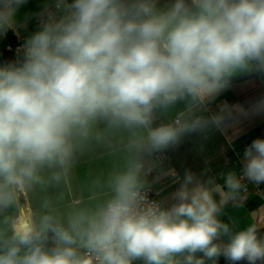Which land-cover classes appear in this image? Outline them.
I'll return each mask as SVG.
<instances>
[{
    "label": "clouds",
    "instance_id": "clouds-1",
    "mask_svg": "<svg viewBox=\"0 0 264 264\" xmlns=\"http://www.w3.org/2000/svg\"><path fill=\"white\" fill-rule=\"evenodd\" d=\"M26 2L0 0V32ZM55 7L62 14H49L22 58L0 66V216L37 186L63 182L93 145L121 162L94 207L61 213L46 200L38 219L3 216L0 264H217L221 255L229 264H264V219L238 231L220 219L224 206L243 199L245 178L264 183V139L245 148L242 176L229 172L227 191L186 172L169 207L142 192L148 158L205 127L155 124L157 112L179 103L191 110L237 73H264V0H56Z\"/></svg>",
    "mask_w": 264,
    "mask_h": 264
},
{
    "label": "crops",
    "instance_id": "crops-1",
    "mask_svg": "<svg viewBox=\"0 0 264 264\" xmlns=\"http://www.w3.org/2000/svg\"><path fill=\"white\" fill-rule=\"evenodd\" d=\"M167 2L169 0H160V5ZM54 3L56 0H27L18 8L13 26L0 32V66L16 62L17 57L6 34L10 32L16 38H30L42 26L36 16ZM57 13L56 18H59L62 13L58 10ZM43 16L46 22L48 16ZM261 100H264V73L240 72L215 97L195 105L191 110L184 103H179L166 113L157 112L163 121L178 117L180 120L201 121L205 124L201 130L184 135L181 143L172 149L175 171L166 166H157L153 156L148 158L146 167L153 169L149 184L167 207L174 202L172 194L180 187L186 172L193 173L201 182L211 179L227 191V174L236 173L239 168L234 163V151L242 156L244 163V151L248 146L246 140L257 130H264V110H255L257 102ZM217 119L220 123L215 122ZM184 142L190 144L197 161L188 157L187 150L183 148ZM120 162L119 153L109 154L106 148L93 145L78 154L63 182L46 188L37 186L21 197L18 207L8 209L3 216L19 215L38 219L46 200L61 213L73 206L94 207L109 194L105 183L106 174ZM214 195L215 199H220L218 194ZM241 195L243 199L224 206L220 217L232 226L233 231L264 219L262 198L255 192ZM3 216H0V220ZM222 240L226 242L227 237H222Z\"/></svg>",
    "mask_w": 264,
    "mask_h": 264
},
{
    "label": "built area",
    "instance_id": "built-area-1",
    "mask_svg": "<svg viewBox=\"0 0 264 264\" xmlns=\"http://www.w3.org/2000/svg\"><path fill=\"white\" fill-rule=\"evenodd\" d=\"M54 3L53 5H51L50 7L46 8L44 11L40 12L37 16H36V20L38 21V23L40 25H42L44 23V16H49V14H54L56 17H58V13H57V9L55 7ZM27 39L23 38V37H17V41L19 42V45L17 47H15L16 49V61H18L19 59L22 58V47L25 43ZM257 73V72H255ZM173 120H180L178 117H176ZM172 121V120H170ZM170 121H163V119L157 114V119L154 122L155 124H160V123H167ZM182 141V138L180 140V142L177 144L179 145ZM177 145L174 146H170L168 149L164 150L163 152H159V153H155L153 155L154 160L156 161V165L159 167H168L169 169L174 170V164H173V156H172V149L174 147H176ZM235 163L238 164L239 166V170L236 173L238 177L242 176V169H243V161H242V156L235 152ZM148 169V171L146 172L145 176H144V187L142 189V192L146 195L147 200L149 202H156L159 203L162 207H167L166 204L163 202V200L161 199V197L158 195V193L152 188V186L149 184V179L151 177V175L153 174V169L146 167ZM242 183L244 185H246V190H242L241 194L243 193H248V192H255L257 193L263 200L264 202V183H260V184H255L252 183L250 181H248L246 178L242 181ZM258 235L264 237V227L262 228H258Z\"/></svg>",
    "mask_w": 264,
    "mask_h": 264
},
{
    "label": "rangeland",
    "instance_id": "rangeland-1",
    "mask_svg": "<svg viewBox=\"0 0 264 264\" xmlns=\"http://www.w3.org/2000/svg\"><path fill=\"white\" fill-rule=\"evenodd\" d=\"M13 36H14V35H13L12 33L8 32V33L6 34L5 37L9 40L10 37H13ZM12 47H13V46H12ZM13 48H14V50H16L15 47H13ZM257 138H262V139H264V130H261V129H260V130H257L253 135L250 136L249 139L246 140L245 143H246L247 145H250L251 142H252L253 140L257 139ZM183 148H185V149L187 150L188 157H189L190 159H192L193 161H197L196 155H195V153L192 151V149H191V147H190V144H189L188 142H184V144H183ZM235 152H236V151H234V156H235ZM237 153H238V152H237ZM235 159H236V156H235ZM234 163H235V160H234ZM235 164H236V163H235ZM237 166H238V165H237ZM238 170H239V169H237L236 173L238 172ZM198 255H199V254H198ZM134 264H142V262H141V261H137V262H134ZM206 264H211V262H206ZM217 264H229V262L226 261L225 258L221 255V256L219 257V259H218ZM239 264H246V262H245V261H241V262H239Z\"/></svg>",
    "mask_w": 264,
    "mask_h": 264
},
{
    "label": "trees",
    "instance_id": "trees-1",
    "mask_svg": "<svg viewBox=\"0 0 264 264\" xmlns=\"http://www.w3.org/2000/svg\"><path fill=\"white\" fill-rule=\"evenodd\" d=\"M9 42L13 47H17L19 45V42L17 41L16 37H10Z\"/></svg>",
    "mask_w": 264,
    "mask_h": 264
},
{
    "label": "bare ground",
    "instance_id": "bare-ground-1",
    "mask_svg": "<svg viewBox=\"0 0 264 264\" xmlns=\"http://www.w3.org/2000/svg\"><path fill=\"white\" fill-rule=\"evenodd\" d=\"M21 217H24V216H21Z\"/></svg>",
    "mask_w": 264,
    "mask_h": 264
}]
</instances>
